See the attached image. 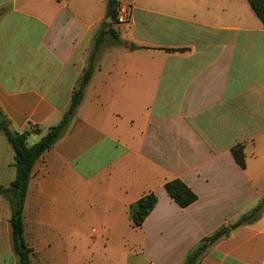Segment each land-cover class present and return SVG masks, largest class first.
Segmentation results:
<instances>
[{
  "label": "crops",
  "instance_id": "crops-1",
  "mask_svg": "<svg viewBox=\"0 0 264 264\" xmlns=\"http://www.w3.org/2000/svg\"><path fill=\"white\" fill-rule=\"evenodd\" d=\"M118 3L133 6L129 26L107 0H0V112L12 131L41 130L30 145L67 112L99 34L120 31L105 35L74 118L34 166L32 264H182L264 199V25L248 0ZM14 159L0 131V187ZM176 179L198 196L187 208L166 192ZM149 193L158 203L134 228L130 207ZM10 219L0 195V264H19ZM207 253L200 264H264V210Z\"/></svg>",
  "mask_w": 264,
  "mask_h": 264
},
{
  "label": "trees",
  "instance_id": "trees-1",
  "mask_svg": "<svg viewBox=\"0 0 264 264\" xmlns=\"http://www.w3.org/2000/svg\"><path fill=\"white\" fill-rule=\"evenodd\" d=\"M107 2L108 9L112 13L113 18H115V6L118 0H107ZM248 2L253 12L264 25V0H248ZM109 33H115L111 27H109L106 32L102 31L96 39L94 49L89 57L88 66L72 93L70 106L62 120L58 125L50 128L38 142L32 145L29 144V137L32 133L37 135L41 134V130L38 128L19 133L11 130L8 120L0 124V131H2L15 153L14 166L16 168V178L11 183L10 187H0V195L8 199L11 208L10 223L12 227V240L14 250L19 258V264H32L33 250L25 243L23 214L29 181L34 166L42 155L54 146L74 118L84 98L85 89L95 69L98 67L100 46L104 41L105 35ZM232 154L237 164L244 169L246 167L244 146L238 144L232 149ZM165 189L168 196L181 208H187L198 200V196L192 189L179 179L167 182L165 184ZM157 203V196L154 193H149L132 204L129 211L132 226L134 228H141L146 218L155 209ZM263 210L264 199L249 213L243 215L233 224L224 226L211 236L204 238L189 252L182 264H200L201 258L205 255L210 246L223 238L230 237L239 227L256 222Z\"/></svg>",
  "mask_w": 264,
  "mask_h": 264
},
{
  "label": "built area",
  "instance_id": "built-area-1",
  "mask_svg": "<svg viewBox=\"0 0 264 264\" xmlns=\"http://www.w3.org/2000/svg\"><path fill=\"white\" fill-rule=\"evenodd\" d=\"M132 20L133 6L127 3H117L115 6V21L117 25L129 26L132 23Z\"/></svg>",
  "mask_w": 264,
  "mask_h": 264
},
{
  "label": "rangeland",
  "instance_id": "rangeland-1",
  "mask_svg": "<svg viewBox=\"0 0 264 264\" xmlns=\"http://www.w3.org/2000/svg\"><path fill=\"white\" fill-rule=\"evenodd\" d=\"M114 35L113 34H109V36H107V40H112V41H114V37L117 35L118 36V34L120 33V31H119V28L117 27V30H114ZM34 139V137L31 139V140H33ZM137 243H141V241H140V238H137V242H136V244ZM207 255H208V253L205 255V256H203V258H201V262H202V260H204V258L205 257H207ZM119 260H121L122 261V259H120L119 258ZM133 262H135V264H145V259L142 257V256H138L137 258H136V260H132L131 261V263L133 264Z\"/></svg>",
  "mask_w": 264,
  "mask_h": 264
},
{
  "label": "water",
  "instance_id": "water-1",
  "mask_svg": "<svg viewBox=\"0 0 264 264\" xmlns=\"http://www.w3.org/2000/svg\"><path fill=\"white\" fill-rule=\"evenodd\" d=\"M111 18H113L111 16ZM6 120L5 116L0 112V124Z\"/></svg>",
  "mask_w": 264,
  "mask_h": 264
}]
</instances>
